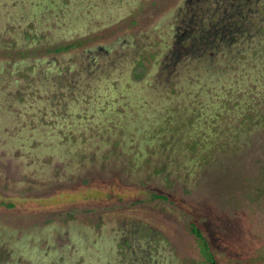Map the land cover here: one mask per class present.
Here are the masks:
<instances>
[{"label":"rangeland","instance_id":"1","mask_svg":"<svg viewBox=\"0 0 264 264\" xmlns=\"http://www.w3.org/2000/svg\"><path fill=\"white\" fill-rule=\"evenodd\" d=\"M193 224L264 264V0H0V264H206Z\"/></svg>","mask_w":264,"mask_h":264},{"label":"trees","instance_id":"2","mask_svg":"<svg viewBox=\"0 0 264 264\" xmlns=\"http://www.w3.org/2000/svg\"><path fill=\"white\" fill-rule=\"evenodd\" d=\"M70 47H72V46H70ZM67 49H69V48L57 49L56 51L58 52V51L67 50ZM152 199H163L164 200L165 198L163 196H160V195H153ZM190 232L192 235L195 236V238L199 242L200 254L204 258L206 264H218L216 256L213 253L207 239L202 234L201 230L198 227H196V225L193 224L190 227Z\"/></svg>","mask_w":264,"mask_h":264},{"label":"flooded vegetation","instance_id":"3","mask_svg":"<svg viewBox=\"0 0 264 264\" xmlns=\"http://www.w3.org/2000/svg\"><path fill=\"white\" fill-rule=\"evenodd\" d=\"M202 10V9H201Z\"/></svg>","mask_w":264,"mask_h":264}]
</instances>
